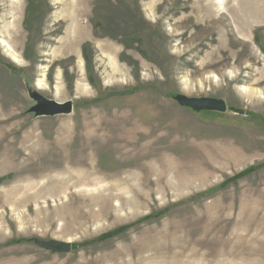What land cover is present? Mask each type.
I'll return each mask as SVG.
<instances>
[{
	"label": "rangeland",
	"instance_id": "obj_1",
	"mask_svg": "<svg viewBox=\"0 0 264 264\" xmlns=\"http://www.w3.org/2000/svg\"><path fill=\"white\" fill-rule=\"evenodd\" d=\"M18 2L0 0L19 58L0 41V264H264V0ZM31 92L74 111L37 117ZM169 166L129 202L134 173ZM101 187L121 209L87 208Z\"/></svg>",
	"mask_w": 264,
	"mask_h": 264
},
{
	"label": "bare ground",
	"instance_id": "obj_2",
	"mask_svg": "<svg viewBox=\"0 0 264 264\" xmlns=\"http://www.w3.org/2000/svg\"><path fill=\"white\" fill-rule=\"evenodd\" d=\"M20 1V0H19ZM18 0H12V3H13V5H14V7H15V11L16 12H19L20 11V8H21V3L20 2H18ZM14 25V24H13ZM14 26H16L17 27V25H14ZM9 27L10 28H14L13 26H5V27H3L2 28V32L4 33H7V32H9L8 31V29H9ZM4 33V34H5ZM245 36V35H244ZM1 45H2V47L5 49V51H6V53H7V56H9L11 59H12V61L13 62H15V63H18L19 62V58H18V56H17V54L15 53V51L12 49V47H11V45L6 41V39H3V38H1ZM105 48V47H104ZM106 49V48H105ZM108 53V52H107ZM115 53V51L114 50H112V51H110L109 52V58H110V60H111V63H112V65H113V68H114V73H119V67H117L116 65H115V63H114V57H113V55H115L114 54ZM82 62V61H81ZM82 66V65H81ZM83 71V70H82ZM42 86H43V84H42V81L41 82H39L38 83V88H42ZM85 87V86H84ZM84 89H82V91H83ZM244 91L246 92V96H249V97H251L252 98V96L254 95V93L253 92H248L246 89H244ZM262 97V96H261ZM174 169V168H173ZM173 169H171L170 168V166L168 167V169L166 170V172L165 171H161V173H158V176L157 175H155L153 172L151 173V175L149 174L148 176L147 175H143V176H141L140 175V173H134L133 174V179H134V181H135V184H134V186H133V189L135 190V194H133V196L135 195V198H133L131 201H129L130 203H135V201H142V200H144V199H146L145 197L146 196H148V195H150L152 192H148L147 190H146V188H149L151 185H153V182L150 180V178H151V176H154V178H155V185L156 186H158V187H163V186H166V185H168V180H169V178H168V176H169V172L171 171V170H173ZM197 169V168H196ZM154 171H155V169H154ZM173 172V171H172ZM190 174H192L191 172H189ZM198 174V171L195 173V175H197ZM177 175V174H176ZM180 176V175H179ZM73 175L71 174V175H69V178L66 180L65 178H63L62 179V183L63 184H66V185H68L67 183L68 182H70V181H72L73 180ZM80 179H82V178H80ZM128 179V178H127ZM126 179V180H127ZM131 180V179H130ZM182 180V179H181ZM190 182H186V181H184V179H183V183H181V185H182V188L185 186H188V185H192L193 183H192V181L191 180H189ZM119 181H117V187H122L121 186V184L120 183H118ZM179 182V181H178ZM60 183V182H59ZM134 183V182H133ZM56 184L58 185V182L56 181V182H54V185L52 186V188H56ZM173 184H175V183H173ZM179 184V183H178ZM74 185V187H76L77 185L76 184H73ZM123 185V184H122ZM180 185V186H181ZM130 187V186H129ZM64 189H66V187H63ZM94 189V188H93ZM132 189V190H133ZM91 190H92V188H91ZM130 190V189H129ZM112 191H113V188H108V187H101V188H99L98 190H95V191H89L90 193H92V194H89V195H87V194H85V197L87 198V197H89L90 198V201H89V206L87 207V208H89V210L91 209V207H93L94 205H101V210H103V211H106L105 210V208H109V206L108 205H110L111 204V202L113 201V200H118V204L116 205L117 207H119V209H121L122 208V203H119V201H121V199L122 198H124V195L122 194V193H119V194H117V195H114V193H112ZM118 192H123L124 193V189H123V187H122V189H120ZM130 192V191H129ZM53 193V192H52ZM56 193V192H55ZM58 193V192H57ZM86 193H88V192H86ZM134 193V192H133ZM123 195V196H122ZM143 198V199H142ZM99 201H102L100 204H99ZM125 201H126V199H125ZM127 203H128V201H127ZM84 204H86V203H84ZM105 204H108V205H105ZM136 204V203H135ZM105 205V206H104ZM135 206V205H134ZM84 208V207H83ZM113 210V209H112ZM116 211V210H115ZM83 215V217H85V219L86 218H90V217H92V213H90V214H87V213H82ZM99 215V214H98ZM82 219V218H81ZM94 219V218H93ZM97 221V220H96ZM92 223V222H91ZM79 226V225H78Z\"/></svg>",
	"mask_w": 264,
	"mask_h": 264
},
{
	"label": "water",
	"instance_id": "obj_3",
	"mask_svg": "<svg viewBox=\"0 0 264 264\" xmlns=\"http://www.w3.org/2000/svg\"><path fill=\"white\" fill-rule=\"evenodd\" d=\"M31 99L34 101L35 106L30 110V113L35 114L37 117L54 118L57 116H69L74 111V105L71 101L59 103L49 100L38 93L31 92ZM181 107L193 110L194 112H218L225 114L229 108L224 100L210 99V98H188L186 96L178 95L173 98ZM231 110L240 115H245L244 110ZM34 243L48 251L55 254H69L72 252L73 246L71 243L57 242V241H41L34 240Z\"/></svg>",
	"mask_w": 264,
	"mask_h": 264
},
{
	"label": "trees",
	"instance_id": "obj_4",
	"mask_svg": "<svg viewBox=\"0 0 264 264\" xmlns=\"http://www.w3.org/2000/svg\"><path fill=\"white\" fill-rule=\"evenodd\" d=\"M3 181H4V179H1V180H0V183H2Z\"/></svg>",
	"mask_w": 264,
	"mask_h": 264
}]
</instances>
